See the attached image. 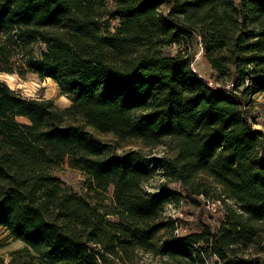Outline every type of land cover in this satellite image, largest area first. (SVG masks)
Listing matches in <instances>:
<instances>
[{"label": "trees", "instance_id": "16d2710c", "mask_svg": "<svg viewBox=\"0 0 264 264\" xmlns=\"http://www.w3.org/2000/svg\"><path fill=\"white\" fill-rule=\"evenodd\" d=\"M106 1L0 0V73L51 79L70 101L61 110L0 81V228L24 245L0 264H118L137 252L264 264V131L243 109L264 93V0H109L108 13ZM104 16L117 19L113 32ZM196 40L212 85L191 69ZM87 129L168 142L172 155L150 166ZM65 161L92 198L51 174ZM155 168L181 192L145 191ZM110 188L107 203L95 200ZM212 189L219 227L174 237L165 207Z\"/></svg>", "mask_w": 264, "mask_h": 264}, {"label": "rangeland", "instance_id": "374dc122", "mask_svg": "<svg viewBox=\"0 0 264 264\" xmlns=\"http://www.w3.org/2000/svg\"><path fill=\"white\" fill-rule=\"evenodd\" d=\"M106 13L112 11L113 3L107 0L103 8ZM106 15V14H105ZM103 28L114 31V27L117 25V19H111L106 16L102 19ZM191 47L189 53L193 54V61L191 65L192 71L199 77L208 80L210 85L212 81L210 77V68L205 59L202 56V49L200 43L196 40ZM176 47L171 46L164 50L165 54H174ZM0 81L4 82L8 88L19 95H22L28 99L35 100H49L59 109H66L70 105V101L65 95H61L56 84L51 79H41L35 74L28 73L25 76L20 77L17 74H5L0 73ZM252 103L248 106H244L243 109L247 112L251 123L254 124V128L264 131V93L256 95L252 98ZM18 123H26L23 118H17ZM92 132L98 139L102 142L110 145L111 152L117 155H124L126 153L137 151L140 152L141 156L149 161L150 166L155 162L154 160L161 156L172 155L169 151V143L165 142V145H158L156 147L147 148L141 145L138 141H126L123 143L117 142L111 135H102L94 132L91 129H87ZM53 176L59 178L62 184L68 186L73 192L81 196L91 197V194H87L84 188L85 177L80 171L71 168L65 161L61 166L56 168L51 173ZM165 184L166 188L174 193H180V188L176 183H171L164 179L161 175L159 169H154L153 177L143 185V188L147 192L154 193L157 188ZM217 190H211L208 196L201 195L203 199L218 201L216 199ZM112 196V188H110L103 198L95 199L100 202L101 199L105 203L108 202L109 198ZM201 196L197 197V203H192L190 201L183 200L179 204H170L165 207L164 217H170L175 220L181 227V237L189 236L200 231V224L204 223L213 229L219 227V223L222 219V213L224 205L222 202L218 201L221 205L220 212L218 213H208L204 205L202 204ZM92 198V197H91ZM24 245L21 242L13 241L9 234L2 228H0V258L2 257L5 262L10 260V253L23 249ZM264 257V234H262L261 242L256 248ZM249 255L252 253L254 255V249L250 250ZM206 264H217L213 256L206 257ZM168 262L165 258L154 256L148 253L137 252L130 261H125L118 264H167Z\"/></svg>", "mask_w": 264, "mask_h": 264}, {"label": "built area", "instance_id": "2783aa9c", "mask_svg": "<svg viewBox=\"0 0 264 264\" xmlns=\"http://www.w3.org/2000/svg\"><path fill=\"white\" fill-rule=\"evenodd\" d=\"M202 200V204L204 205L203 207L205 208V210L208 213H218L220 212V209L222 208L220 203L218 201H213V200H205L202 198V196L200 197ZM181 227L178 225V223L175 221V230H174V237L176 238H181ZM215 260L216 257L213 256Z\"/></svg>", "mask_w": 264, "mask_h": 264}]
</instances>
